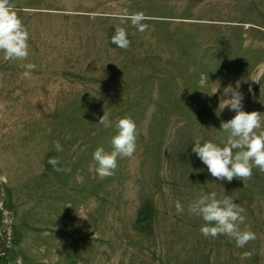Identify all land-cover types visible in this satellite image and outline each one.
I'll return each instance as SVG.
<instances>
[{
  "label": "rangeland",
  "instance_id": "rangeland-1",
  "mask_svg": "<svg viewBox=\"0 0 264 264\" xmlns=\"http://www.w3.org/2000/svg\"><path fill=\"white\" fill-rule=\"evenodd\" d=\"M14 5L37 67L24 79L25 62L0 53V264H264V173L221 181L192 152L196 138H224L221 121L236 114L219 112L225 88L264 113V0ZM136 12L148 18L144 32L120 19ZM117 26L127 50L111 42ZM104 112L113 124L131 117L139 133L134 155L107 177L90 170L96 148L111 151ZM212 191L245 210L255 240L240 248L202 235L187 206Z\"/></svg>",
  "mask_w": 264,
  "mask_h": 264
},
{
  "label": "clouds",
  "instance_id": "clouds-1",
  "mask_svg": "<svg viewBox=\"0 0 264 264\" xmlns=\"http://www.w3.org/2000/svg\"><path fill=\"white\" fill-rule=\"evenodd\" d=\"M120 19L130 21L140 32L146 31L148 27L144 23L148 18L143 12L125 13ZM29 38V31L18 15L14 0H0V53L3 54L2 59L5 62H25L20 65L25 69L22 73L24 79H30L37 67L32 62H26L30 55ZM111 42L124 50L131 44L126 29L121 26L115 28ZM205 79L208 78L202 77V83ZM218 90V85L214 86L210 95L216 94ZM229 92L231 98H221L219 112L228 108L236 114L230 120L221 121L219 131L225 134L224 138L220 143L211 140L202 142L201 138H196L192 152L207 166L212 177L227 182L236 178L244 183L252 178L254 168L264 173V113L243 110L242 94L231 86L225 88L224 94L227 95ZM99 124L104 128L114 127L115 134L110 141L111 151H106L103 147L96 148L92 157L94 163L90 165V170H94L101 177H107L114 174L118 159L134 155L139 133L131 117L120 118L113 124L109 113L104 112ZM54 147L57 151L63 150L58 141ZM49 163L57 171H70L56 167L60 163L58 158H51ZM175 207L177 213L185 211L180 201L176 202ZM244 211L230 196L218 195L215 191L200 194L187 206L189 215L200 217L204 221L200 228L204 237L216 238L224 235L234 240L236 246L240 248L256 239V234L245 224ZM242 225L244 227H241ZM251 255V252H245L241 259L251 258Z\"/></svg>",
  "mask_w": 264,
  "mask_h": 264
}]
</instances>
